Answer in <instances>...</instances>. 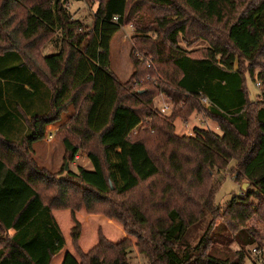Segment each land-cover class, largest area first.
Instances as JSON below:
<instances>
[{
  "label": "trees",
  "instance_id": "1",
  "mask_svg": "<svg viewBox=\"0 0 264 264\" xmlns=\"http://www.w3.org/2000/svg\"><path fill=\"white\" fill-rule=\"evenodd\" d=\"M36 1L0 5L4 18L30 4L18 25L23 40L41 32L59 38L57 52L41 59L43 73L19 46L0 51V264H128L130 243L149 264H253L251 249L264 240V91L250 102L244 83L245 76L252 81L251 66L259 59L256 80L260 87L264 83V0L241 13L235 0H184L174 16L185 21L168 30L159 25L175 49L169 55L157 30L135 25L131 39L152 50L133 48L130 59L142 52L153 65L147 69L146 59L134 56V72L124 84L110 69V43L131 22L135 5L128 11L129 0H95L93 25L86 30L64 1ZM152 1L175 9L172 0ZM187 24L200 39L211 32L208 25L223 24L225 43L216 37L205 57L192 58L176 41L189 32ZM137 68L161 78L160 87H148L176 107L182 104L176 118L186 119L200 102L221 134L196 130L176 136V115L156 113L151 89L132 90V82H140ZM70 106L68 137L60 140L63 168L52 175L38 165L32 145L45 139ZM141 124L153 132L151 139L164 140L162 148L170 147L166 168L152 155L151 139L136 132ZM63 131L62 126L55 137ZM92 141L99 154L86 148ZM81 149H87L92 170L77 166L65 172ZM187 152L197 183L185 186L180 177ZM231 162L235 182H247L248 189L221 208L214 197ZM156 194L155 202L147 198ZM151 210L163 217L152 220ZM85 238L87 249L80 246Z\"/></svg>",
  "mask_w": 264,
  "mask_h": 264
},
{
  "label": "rangeland",
  "instance_id": "2",
  "mask_svg": "<svg viewBox=\"0 0 264 264\" xmlns=\"http://www.w3.org/2000/svg\"><path fill=\"white\" fill-rule=\"evenodd\" d=\"M40 2H44L46 0H37ZM36 1V2H37ZM52 1V0H51ZM65 2V7L70 12L72 18L74 20H78L81 22V24L85 27L86 30H90L93 25V19L94 14L97 10V2L95 0H62ZM175 3V9L169 8L165 9L163 8L159 2H151V0H129L128 3V11L132 6H134L135 12H132V14H135L131 17V22L128 25H125L111 40L110 43V69L112 73L115 75L116 79L124 84L130 80L131 75L134 72V68L132 66V60L133 57H138L139 60H145L147 61L146 68H152V61L149 57L145 58V53L141 54L136 52L134 56L130 59L132 55V49L136 48L137 50L142 49L145 50V48L152 50V47L150 46H143L139 44L140 41H137L139 45H137V42L133 41L132 35L135 30V25L139 27L140 29H149V30H157L159 32L160 39L159 41L164 42L163 47L165 50V55H169V53H172L175 49L173 46L169 45V42L166 40L168 36V33L164 32L163 29L159 28V25H165V30L174 28V25H181L182 22L180 21L184 18H176L174 16V12L176 9H184V0H172ZM236 1V11L237 13H241L247 9L250 5H255L260 0H235ZM3 3V0H0V5ZM30 7L29 3H26L22 8L19 7L17 9H13L8 13L7 16H4V18L0 15V51L12 48L13 46H19L21 52L26 55L27 57H30V61L35 63L36 69L39 70V68L42 70V73L44 71L43 65H42V57L54 54L57 52L59 48V38L55 34H48L46 32H41L37 37H35L33 40L25 41L21 38L18 28L19 23L25 18V9H28ZM176 18V19H175ZM208 27L211 29V32L205 33L203 38L198 37V31H196L195 26L190 24H187V28H189V32L187 35H184L182 37L177 38V45L186 50L189 54H191L192 58L200 59L205 57L208 53L211 47H213V41L216 37H218L220 40L218 42L225 43V30L223 27V24H212L208 25ZM209 29V30H210ZM151 33V32H149ZM147 37H151V34H147ZM146 36H144L146 38ZM153 37V36H152ZM149 51V50H146ZM27 62V61H26ZM244 69H246L249 64L244 63ZM259 66H261V60H257L256 66L252 65V72L253 77L252 81L249 77L245 76V83L244 87L246 90L247 98L250 102H254L256 100V97L264 91V83L263 87H257V84L260 80H256L258 78V73H260ZM166 70L169 73H172L171 66H168ZM138 75H141L140 82L134 83L132 82L131 88L133 91L138 90H149L154 94L153 98V108L157 111L156 113L162 116L163 118H170L173 115L175 116V119L173 120L174 125V134L178 137L187 138L190 136H193L194 131L196 130H204L211 133H216L220 135L218 124L215 122L212 116H210L207 112V105H201V103H197V110L193 111L186 119H179L176 118L178 109L182 108V104H179L177 107L172 103L166 96H163L161 94H158L155 89L148 87L150 85L149 83H156L159 86V84H162L160 81L161 78L155 74L154 77L147 76L144 74H147L142 68L136 69ZM177 74V73H176ZM174 74V77L177 75ZM264 78V76H263ZM173 86V84H172ZM171 87V86H170ZM174 92V87L170 89V93ZM157 93V94H156ZM258 100V98H257ZM48 103V101H46ZM163 105H166L168 107L167 112H162L161 107ZM189 105V104H187ZM264 105V104H262ZM186 107V104H185ZM184 107V109H185ZM257 108V107H256ZM253 109H255V106H253ZM74 111L72 107L70 106L68 108L67 113L61 114L60 122L58 124L52 125L46 130V135L50 132L54 134V140L48 143L51 147L46 149L48 152H46L47 155H44L45 149L42 148V145H45V143L39 142L36 144L35 147H40L36 150V153L34 154V159L37 161L38 165H42L46 168H48L49 173L52 175L58 173L62 168V154L64 151V147L62 145V141H60L62 138L68 137V134L66 133V128L69 125V119L74 114ZM144 120V119H143ZM63 126V132L60 133V135H57L55 137V134L58 130H60ZM65 127V128H64ZM69 132V131H67ZM138 134H141L140 137L143 139H151L154 137L153 132L150 133L148 125L141 124L140 128L136 131ZM157 140V141H156ZM76 144L79 146L81 145V139L77 138L74 140ZM164 140L160 139H151L150 143V151L152 152V155L158 162L159 166H163L166 168L167 164L165 162L167 155L170 152V147L162 148L161 144ZM94 148L95 152L99 154V148L95 141L90 142L87 144L86 148ZM85 148V147H84ZM50 151V152H49ZM88 153L87 149H81L79 150L77 156L75 157V160L72 164L67 165L68 170L75 171L77 166L83 167L87 170H92V166L90 162L87 160L86 154ZM185 160L188 161V166L184 167V171L182 176L180 177L181 182L187 186L188 184L195 185L197 183L195 171L196 168L193 164V155L189 152L185 154ZM66 167V166H65ZM235 169V163L231 162L227 169L221 173L223 180L221 182V186L219 187L218 191L215 194L214 201L217 205H219L221 208L224 207V204L229 202L234 196L238 197L243 195V192L248 189V183L240 180L238 183L234 180V175L232 172H234ZM65 171V168H64ZM66 172V171H65ZM60 173V172H59ZM209 176L211 179L217 178V175L215 174V171H209ZM211 179H209L211 181ZM180 183V182H179ZM181 183V184H182ZM182 184V185H183ZM148 199L155 202L158 198L157 194L152 196H147ZM158 217H163L162 214H156L154 210L150 211V218L152 220H156ZM255 220L251 222L252 225H255ZM221 223L220 221H217V224ZM204 231L203 224L198 227L194 231V238L195 240L202 234ZM112 234V231L111 233ZM116 234V233H115ZM197 237V238H196ZM89 238V237H88ZM88 238H85L82 240L81 248L87 249L88 245ZM134 242V239L132 240ZM193 242V241H191ZM131 250L128 252V264H149L148 261L140 254H138V251L136 248L133 247V244L130 243Z\"/></svg>",
  "mask_w": 264,
  "mask_h": 264
},
{
  "label": "built area",
  "instance_id": "3",
  "mask_svg": "<svg viewBox=\"0 0 264 264\" xmlns=\"http://www.w3.org/2000/svg\"><path fill=\"white\" fill-rule=\"evenodd\" d=\"M116 20V19H114ZM257 87H260L259 84H257ZM162 112H167L168 107L166 105H163L161 108ZM48 140L53 139V133H49L46 135ZM251 254L253 257V264H264V240L258 242L252 249Z\"/></svg>",
  "mask_w": 264,
  "mask_h": 264
},
{
  "label": "crops",
  "instance_id": "4",
  "mask_svg": "<svg viewBox=\"0 0 264 264\" xmlns=\"http://www.w3.org/2000/svg\"><path fill=\"white\" fill-rule=\"evenodd\" d=\"M49 127H50V126H49ZM49 127H48V128H49ZM46 133H47V132H46ZM23 134H24V132H23ZM53 140H54V134H53V139H51V140H48L47 138H45L44 140L39 141V142L45 143V145H42V148L45 149V153H44V155H47L46 152H48V151H47L46 149H48V148L51 147L48 143H50V142L53 141ZM39 142H36V143H34V144L32 145V149H33V151H34V154L36 153V150H37L38 148L41 149V146H40V147H35L36 144L39 143ZM49 152H50V151H49ZM62 157H63V154H62ZM40 166H42V165H40ZM42 167H44V166H42ZM44 168H46V167H44ZM46 169H48V168H46ZM9 234L12 235V233H9Z\"/></svg>",
  "mask_w": 264,
  "mask_h": 264
},
{
  "label": "water",
  "instance_id": "5",
  "mask_svg": "<svg viewBox=\"0 0 264 264\" xmlns=\"http://www.w3.org/2000/svg\"><path fill=\"white\" fill-rule=\"evenodd\" d=\"M67 170H68V167L66 166V167H65V171H67Z\"/></svg>",
  "mask_w": 264,
  "mask_h": 264
}]
</instances>
